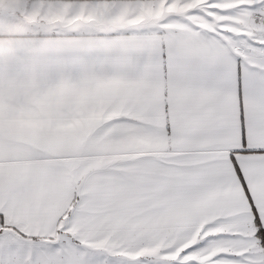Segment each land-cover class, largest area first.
Wrapping results in <instances>:
<instances>
[{
    "label": "snow or ice",
    "instance_id": "6c2138e0",
    "mask_svg": "<svg viewBox=\"0 0 264 264\" xmlns=\"http://www.w3.org/2000/svg\"><path fill=\"white\" fill-rule=\"evenodd\" d=\"M0 264H264V0H0Z\"/></svg>",
    "mask_w": 264,
    "mask_h": 264
}]
</instances>
